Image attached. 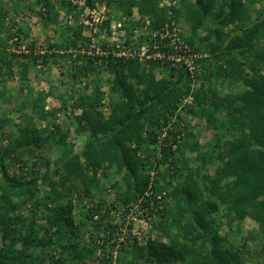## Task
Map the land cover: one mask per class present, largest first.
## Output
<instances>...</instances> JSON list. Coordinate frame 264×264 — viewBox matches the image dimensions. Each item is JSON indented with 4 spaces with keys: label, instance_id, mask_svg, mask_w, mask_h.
Instances as JSON below:
<instances>
[{
    "label": "trees",
    "instance_id": "16d2710c",
    "mask_svg": "<svg viewBox=\"0 0 264 264\" xmlns=\"http://www.w3.org/2000/svg\"><path fill=\"white\" fill-rule=\"evenodd\" d=\"M12 1L13 16L0 3V98L9 96L6 83L15 72L26 85L31 73L41 71L47 90L27 88L22 104L0 108V264H86L95 251L94 236L100 231L108 236L115 229L105 220L108 211L144 190L152 157L139 152L174 115L189 94L188 84L182 72L167 75L135 59L89 58L77 52L79 42L86 50L89 41L77 21L69 26L60 22L56 7L45 0ZM168 1L85 0L89 7L104 3L125 17L136 9L154 28L179 22L184 42L206 55L197 62L199 84L184 113L215 132L212 144L201 145L199 130L183 123L181 142L173 138L174 171L163 185L169 204L141 245L136 238L122 244L117 262L245 264L246 239L264 238V0ZM59 5L66 11L73 8L70 0ZM37 14L50 37L44 31L43 37L29 32ZM109 23L102 24L107 31ZM60 24L66 29L60 30ZM13 39L14 49L25 44L29 51L8 50ZM66 63L70 70L64 72ZM53 66L70 76L73 87L62 94L46 77ZM39 80L34 76L33 82ZM224 84L234 89L223 90ZM48 97L59 105L46 109ZM57 111L70 119L75 135H84L78 152L68 140L70 130L55 122ZM16 112L19 122L11 124ZM180 122L178 115L173 129ZM51 145L64 155L52 157ZM187 152L195 153V166ZM109 174L117 177L113 186L120 190L106 203L99 184ZM246 218L256 230L244 236L241 224ZM253 259L264 264V252Z\"/></svg>",
    "mask_w": 264,
    "mask_h": 264
},
{
    "label": "built area",
    "instance_id": "2783aa9c",
    "mask_svg": "<svg viewBox=\"0 0 264 264\" xmlns=\"http://www.w3.org/2000/svg\"><path fill=\"white\" fill-rule=\"evenodd\" d=\"M45 1L55 5L56 8L59 7L62 23L66 21L69 24L77 16V24L83 26V35L89 40L85 42L86 50L83 48L81 51L87 57L135 59L144 66L155 65V69L163 70L167 75L172 73L177 77L179 72H182L183 81L188 84L189 94L181 99L174 115L166 125L155 131V141L139 152L142 156L152 157L146 171L147 181L144 190L125 205H118L115 210H109L110 217L105 220L115 226V229L111 231L112 234L109 232L108 236L100 231L91 242L95 246V251L86 259V264H118L117 256L122 244L129 243L134 238L138 243L144 242L149 237V233L154 232V223L160 220V216L164 214L163 210L169 204L170 199L163 185L169 181V176L174 171L172 163L177 155V143L173 142V138L178 140V143L181 142L180 138L184 133L183 123L188 122L190 126L192 125L194 118L184 111L187 106L193 104L191 92L199 84L196 77L199 70L197 62L206 55L195 52L184 42L179 22L171 21L154 28L150 18L142 17L136 10L130 17H125L121 13L106 9L104 3L94 2L93 6L89 7L85 0H70L73 8L66 11L60 7V0ZM116 17L119 18L118 21H114ZM105 20L110 22L108 31L102 26ZM13 41L14 39L10 40L12 45ZM12 50L17 53L29 51L25 44ZM34 52L44 53L42 49H36ZM105 97L106 95L104 99ZM107 103L108 101H104V111H107L105 106ZM178 115L183 122H180L178 128L173 129V122L177 121ZM167 152L171 153L169 157ZM97 176L100 177L99 174ZM171 181L175 182L174 179ZM110 201L107 200L106 203ZM102 209L100 212H104L106 207ZM97 219L98 215L94 214L92 220ZM89 232L84 234L85 238L89 237Z\"/></svg>",
    "mask_w": 264,
    "mask_h": 264
},
{
    "label": "rangeland",
    "instance_id": "374dc122",
    "mask_svg": "<svg viewBox=\"0 0 264 264\" xmlns=\"http://www.w3.org/2000/svg\"><path fill=\"white\" fill-rule=\"evenodd\" d=\"M2 1H3V3H2L3 4V8L6 10L7 15H12L13 14V10H11V9H12V5H13L14 2L12 0H0V3ZM163 2H164V5L168 4V0H163ZM135 10L136 9H134L133 11H135ZM118 19L119 18L116 17V19L114 21H118ZM76 21H78V19H76ZM76 21L72 20L71 23L66 24V25L69 26L70 24H76ZM30 26H31L30 29H29L30 32L31 33H35V34L37 32V36L43 37L42 31H44L45 34L48 35L49 37L51 36V31L50 30L48 31V29L45 28L44 20L41 19V18L33 17V21L30 22ZM59 29L60 30L61 29L65 30L66 29L65 25L62 26L60 24V28ZM7 45L8 46H6V48L8 50H10V49L12 50L14 48V46L12 45V43H10L9 40H8ZM65 66H66V68L62 69V70H64V72H67L68 70H70V66H68V63H66ZM60 68H61L60 66L51 67L50 72H49L50 76H46V77L50 78L49 81H50V83L53 84V86H54L53 89L58 94L61 93V92H64V88L69 89L70 87H73L71 82L69 81L70 76L66 75V77H65V76L60 75ZM15 74H16L17 78H15L16 76L15 77L13 76L6 83V86H8L10 88V89H8L10 91L9 96L0 98V103H1V107L0 108H1V110H4V109L5 110H11V109H13L15 107V105L17 104L16 99H18V101H20L21 104H22V102L24 101V96L23 95L28 92L27 91L28 89H30L29 84H26V85L24 84L23 85L21 83V80L19 79L18 73L15 72ZM33 75L36 76V78L40 79L39 82H37V83L34 82L32 84L33 85L32 86L33 90L44 89V91H46L47 90V82H46V80H44L45 74H43L41 71L37 72V74L33 72V73H31L29 75L30 78L33 79L34 78ZM21 88H23V91L18 93L17 90L21 89ZM102 88H103L104 91L107 90V88L105 86H103ZM221 88L223 90L226 88L225 89L226 91H232L234 89V88H232V86L227 85V84H224V87H221ZM1 89H2V87H1ZM105 98L106 99H104V101H108L107 96ZM56 105H59L58 101L55 98H52V97H49V101L45 102V107L47 109L51 108V106H56ZM1 114H2V112H1ZM18 116H19V112L14 113L12 119L10 120V123L11 124L18 123L19 122V118H17ZM64 116L65 115H63V113L61 111H57L56 114H55V118H56L55 122L62 126L63 131L70 130L69 139L68 140L71 141V144L73 145L74 152H78L79 149L82 146L83 141H84V135H82V134L75 135L72 132V130H73L72 122L70 121L69 118L66 119V117H64ZM39 124H41V123H39ZM191 127L194 128V130H197V129L199 130V131L197 130L198 131L197 140L199 141V143L201 145H204V144L208 143V141H210V140H211L210 141V145L212 144V140H213L212 135H214L215 132L212 131V130L206 129L204 127L203 121L193 119ZM49 152H51V156L52 157H53L54 154L58 155V157L62 156V154H63V153L59 154V152L56 153L54 151L53 145H51V150ZM186 155L191 158L192 165L195 166L196 165V162H195V159H194L195 153L187 152ZM13 170H15V168H13ZM212 171H213V169L210 168L209 172H212ZM116 179H117V177L112 176V174H109V176H104L103 181L100 182L99 185L102 186V187H100L101 192H99V195L104 199V202H106L108 200L107 199L108 198V193H109L107 191L108 188H111V189L119 188L117 186H113V182ZM95 194L98 195V192H95ZM80 214H81L80 216L84 217L86 213L84 211H82ZM225 229H226V227H223L224 231H225ZM241 230L243 232V235L247 236L249 231L256 230V224L253 221H251V220L246 218L241 224ZM62 235H64V234H62ZM142 243H143V241L139 242L140 245ZM246 246L248 247V250H249V253H246L249 261H247L245 264H258L256 262V260L254 261L253 258H262L263 252H264V238L263 237L261 239H259V238H257V239L247 238L246 239Z\"/></svg>",
    "mask_w": 264,
    "mask_h": 264
},
{
    "label": "clouds",
    "instance_id": "9594fccd",
    "mask_svg": "<svg viewBox=\"0 0 264 264\" xmlns=\"http://www.w3.org/2000/svg\"><path fill=\"white\" fill-rule=\"evenodd\" d=\"M54 7H56L55 5H54ZM57 10H58V14H59V7H57L56 8ZM134 10V9H133ZM133 10H132V14H133ZM137 11V10H136ZM112 12H117V11H112ZM138 12V11H137ZM118 13H120V12H118ZM123 15V14H122ZM34 17H36V16H34ZM59 19H60V14H59ZM37 18H39V16H38V14H37ZM61 22V21H60ZM78 45H79V50L77 51V52H80V53H82L81 51H82V49H83V47H82V43H78ZM83 54H85V53H83ZM86 55V54H85ZM87 56V55H86ZM47 109V108H46ZM101 177V176H100ZM100 177H98L99 179H100ZM120 190V188H117V189H111V188H108L107 189V191L109 192L108 193V200L110 201H113L114 200V198H115V193L117 192V191H119ZM113 195V196H112ZM111 198H113V199H111ZM153 233V232H152ZM85 263H86V260H85Z\"/></svg>",
    "mask_w": 264,
    "mask_h": 264
},
{
    "label": "crops",
    "instance_id": "0c3cea01",
    "mask_svg": "<svg viewBox=\"0 0 264 264\" xmlns=\"http://www.w3.org/2000/svg\"><path fill=\"white\" fill-rule=\"evenodd\" d=\"M11 16H13V14L11 15ZM15 20H16V16H15ZM6 23L8 22V17H7V19H6V21H5ZM29 32H30V30H29ZM8 46V45H7ZM14 77L16 76V74L14 73V75H13ZM15 78H17V76L15 77ZM29 78H30V76H29ZM34 82H33V79L32 78H30V80H29V87H31L32 88V84H33ZM1 88V87H0ZM2 89H3V87H2ZM16 101H17V104L18 105H20L21 104V102L20 101H18V99H16ZM48 102L49 101V97L45 100V102ZM16 104V105H17ZM0 107H1V105H0ZM46 108V107H45Z\"/></svg>",
    "mask_w": 264,
    "mask_h": 264
}]
</instances>
